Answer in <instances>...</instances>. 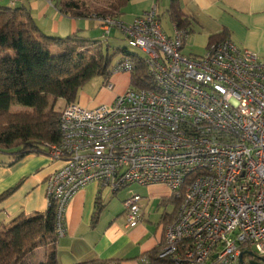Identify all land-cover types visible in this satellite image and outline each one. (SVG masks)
Listing matches in <instances>:
<instances>
[{"label": "built area", "instance_id": "built-area-1", "mask_svg": "<svg viewBox=\"0 0 264 264\" xmlns=\"http://www.w3.org/2000/svg\"><path fill=\"white\" fill-rule=\"evenodd\" d=\"M99 21L101 38L115 28L139 53L155 88L129 85L109 105L61 110L59 141L46 145L47 157L60 163L46 179L59 238L68 202L88 184L112 193L160 185L177 210L159 258L264 264V60L229 39L185 56L188 30L173 26L168 36L155 7L128 24ZM134 66L120 57L111 75L131 77ZM140 200L124 203L129 228L142 222Z\"/></svg>", "mask_w": 264, "mask_h": 264}, {"label": "trees", "instance_id": "trees-1", "mask_svg": "<svg viewBox=\"0 0 264 264\" xmlns=\"http://www.w3.org/2000/svg\"><path fill=\"white\" fill-rule=\"evenodd\" d=\"M96 1L102 5L90 8L87 0H52V3L59 14L74 20H117L129 3V0ZM167 15L177 30H187L189 21L181 13L178 0H170ZM226 39V34L212 36L207 49ZM129 49L111 48L109 40L101 37L92 40L80 30L63 38L48 36L39 29L28 10L0 6V155L8 157L10 164L30 154L47 155L46 145L59 141L58 124L63 108L57 111V102L62 101L64 106L76 103L79 92L94 78H100L106 87L116 54L135 65L131 87L154 89L139 53ZM15 105L21 109L13 111ZM15 190L16 187L2 193L0 202ZM169 202L175 208L171 215L162 216L165 226L177 210V202L173 199ZM102 210L97 201L93 225ZM56 216L54 204L44 212L21 213L2 224L0 264H24L39 249L44 251V259L39 264H58ZM161 244L162 241L146 253L149 264H174L170 258H159ZM77 264L118 263L92 260Z\"/></svg>", "mask_w": 264, "mask_h": 264}, {"label": "crops", "instance_id": "crops-1", "mask_svg": "<svg viewBox=\"0 0 264 264\" xmlns=\"http://www.w3.org/2000/svg\"><path fill=\"white\" fill-rule=\"evenodd\" d=\"M169 5L170 0H129L121 16L127 18L126 23H131L155 7L163 29L159 11L167 15ZM0 6L28 10L36 25L43 30L48 28L52 34L59 32L61 23H68L69 34L80 30L89 37L96 33L97 39L102 35L99 20L63 17L54 8L52 0H0ZM178 7L189 21L188 36L181 50L183 55L202 56L212 36L226 34L227 39L238 48L249 50L264 60V0H178ZM167 20L169 27L165 33L172 36L174 28L168 15ZM110 81H113L110 91L117 88L118 91L108 103L125 92L130 77L119 75L111 77ZM77 103L86 108L95 107L90 99L86 101L84 95ZM10 163L8 157L0 155V195L16 187L9 197L0 202V226L21 213L30 215L46 211V179L60 167V163L51 161L44 154H30ZM134 195L141 198L138 206L142 222L129 228L124 203ZM169 199L171 193L160 185L130 186L112 193L98 184H88L66 206L63 220L65 234L57 242L58 264L92 260L140 264L146 253L159 246L166 226L173 220L166 226L161 221L162 216L167 215L161 209L172 204ZM97 201L103 210L93 225L92 216ZM155 213L159 219L156 217L153 221L151 218Z\"/></svg>", "mask_w": 264, "mask_h": 264}, {"label": "rangeland", "instance_id": "rangeland-1", "mask_svg": "<svg viewBox=\"0 0 264 264\" xmlns=\"http://www.w3.org/2000/svg\"><path fill=\"white\" fill-rule=\"evenodd\" d=\"M88 1V5L90 8H96L100 5H102V3H100L99 1L96 0H87ZM160 14V19L163 22V30L165 32V30L167 29L168 26V20H167V15L161 13L159 11ZM122 17V16H120ZM126 17H122L121 19L118 20V22H122L124 24H128L126 23ZM100 22V21H99ZM38 25V24H37ZM40 26V25H39ZM100 26V25H99ZM101 27V26H100ZM44 34L46 35H51V36H55V37H66L68 35H70L69 33H71L70 28L68 26V23H61V25H59V32L52 34L51 30H49L48 28L46 30H43V28H39ZM85 35L87 37H89L86 33ZM99 35V34H98ZM92 40L97 39V34L93 33L92 37H89ZM107 40H109V44L111 48H117V47H127L124 39L122 38V36L119 34V32L117 31V29L113 28L110 32V35L108 38H106ZM128 48V47H127ZM129 49V48H128ZM132 52H137L135 50H131ZM120 59V56L118 54H116L113 59H112V63L111 66H113L116 62H118V60ZM126 76L128 77L127 74H118V75H112L111 77H116V76ZM113 81H110L109 85L112 84ZM130 83V82H129ZM129 83L127 84V87L129 86ZM116 90V91H115ZM114 91H110L107 89V87L102 85V80L100 78H94L91 81H89L85 87H83V89L79 92L78 97H77V101H79V99L81 98V96H85L86 101L87 100H91L93 103V107L95 106H99V105H109L111 104L114 99L117 97H115L113 99V101L111 103H108L113 96L117 93L118 88L115 89ZM103 103H107V104H103ZM16 105H18L15 102ZM13 106V111H18L21 108L19 106ZM64 104L62 101H58L55 109L57 111H60L63 108ZM128 199V198H127ZM175 205L174 204H169L167 207L163 208V210L161 209V211H163V214L165 212V214H172L174 211ZM156 210V209H155ZM155 216L152 217L151 219L154 221L157 217V219H159V215L158 214H154ZM44 259V251L43 249H39L38 251H36V253L29 259L26 260V262L24 264H39L40 262H42V260Z\"/></svg>", "mask_w": 264, "mask_h": 264}, {"label": "water", "instance_id": "water-1", "mask_svg": "<svg viewBox=\"0 0 264 264\" xmlns=\"http://www.w3.org/2000/svg\"><path fill=\"white\" fill-rule=\"evenodd\" d=\"M240 261H242L241 257H240ZM251 264H258L257 262H251Z\"/></svg>", "mask_w": 264, "mask_h": 264}, {"label": "flooded vegetation", "instance_id": "flooded-vegetation-1", "mask_svg": "<svg viewBox=\"0 0 264 264\" xmlns=\"http://www.w3.org/2000/svg\"><path fill=\"white\" fill-rule=\"evenodd\" d=\"M257 263H260L259 261H257Z\"/></svg>", "mask_w": 264, "mask_h": 264}]
</instances>
